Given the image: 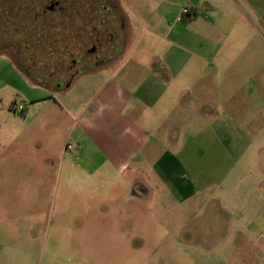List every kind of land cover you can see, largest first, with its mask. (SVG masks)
<instances>
[{"label":"crops","instance_id":"0c3cea01","mask_svg":"<svg viewBox=\"0 0 264 264\" xmlns=\"http://www.w3.org/2000/svg\"><path fill=\"white\" fill-rule=\"evenodd\" d=\"M116 1L118 18H112L109 27L129 35L125 56L110 57L103 66L80 72L56 94L31 81L13 60L14 72L0 79H25L31 87L16 102H26L25 117L12 123L0 120V251L4 250L2 239L9 238L6 231L12 235L9 249L13 253L22 250L17 238L36 239L37 224L45 216L44 190L53 182L52 176L58 184L63 174L67 195L56 210L47 259L52 264L59 256L58 264L88 260L99 264L102 240L111 248L118 235L115 229L101 230V224L111 220L101 213L106 182L120 183L121 192L126 190L125 197H131L134 184L127 175L134 168L143 170L154 159L149 164L152 175L164 177L169 188L184 172L177 154L182 149L177 146L181 132L194 144L190 156L196 157L208 148L210 132L220 136L218 129L239 128L245 108L254 107L256 97L264 96L257 85L248 90L231 87L245 80L264 82V73L247 72V64H264V0ZM208 3L221 6L217 27L209 17ZM183 8L189 13L178 20ZM216 34L220 42L213 39ZM119 46L118 42L112 48ZM214 46L222 47L223 81L217 106L223 114L219 119H212L211 113L215 91L208 64L214 58ZM5 57L10 58L0 54ZM69 141L77 144L72 154L64 151ZM140 189L147 192L144 186ZM17 192H28V196L19 199ZM22 222L27 223L26 236L15 232ZM254 238V262L228 264H264V230ZM109 251L116 256V247Z\"/></svg>","mask_w":264,"mask_h":264},{"label":"rangeland","instance_id":"374dc122","mask_svg":"<svg viewBox=\"0 0 264 264\" xmlns=\"http://www.w3.org/2000/svg\"><path fill=\"white\" fill-rule=\"evenodd\" d=\"M51 1L18 0L15 5L18 22L9 25V0H0V50L11 58H0V79L14 72L11 67L13 60L31 79H39L54 87L51 92L56 94L60 83L58 79L66 83L76 70L84 71L85 62L94 57L88 50L98 37L106 38V32L105 25L93 20V0H56L60 2L59 8L43 12ZM121 4L127 9L125 3L121 1ZM206 9L211 10L208 16L217 27L222 18L221 6L208 3ZM97 17L103 18L104 14ZM135 33L132 35L135 36ZM126 34L121 46L111 52L113 58L125 56L128 52L130 37ZM219 34L212 36L215 41L220 42ZM145 35L146 32L141 38L144 39ZM159 40L162 41V38L159 37ZM184 51L188 52L187 49ZM261 54L264 56V47ZM221 56L222 47L214 46V58L208 64L213 73L211 86L215 91L212 119H219L223 114V108L217 106L221 103L223 81ZM250 70L263 74V61L261 64L257 61L247 64V72L250 73ZM24 80L12 76L0 81V120L12 123L25 117L24 113L13 109L22 95L31 90ZM238 85L245 90L256 85L264 90V82L254 84L245 80L231 87ZM255 103L254 107L252 104L245 108L244 120L239 128L231 125L218 129L220 136L210 132L208 148L196 157L190 156L194 144L186 141V132H181L177 136V146L182 149L177 154L184 172L178 175L175 183L168 177L173 184L169 188L164 185V177L159 179L152 175L149 164L153 165L154 159L149 160L143 170L134 168L133 174L127 175L128 181L132 177L134 184L131 197H125L126 190L121 192L120 183L106 182L107 190L101 192V213L102 216H111V220L102 223L101 230H116L118 235L116 242L112 240L111 248L116 247L117 252L111 257L110 244L102 240L99 264L254 262V237L259 230H264V96L256 97ZM201 145L197 139L196 146ZM52 177L53 182L44 190L45 216L37 224L36 239L26 236L29 230L24 226L27 223L22 222L15 232H22L21 236L26 237L15 240L22 250L13 253L9 249L12 235L6 231L9 238L2 239L4 250L0 251V264H52L47 259L52 245L50 230L60 199L67 195L63 174L58 184ZM141 186L146 188V193H141ZM26 193L17 192L16 195L22 199L28 196ZM72 194L77 196V192L72 191ZM17 209L20 208L14 206V210ZM50 213L52 218L48 226ZM60 258H56L54 264H58ZM83 264L91 262L88 260Z\"/></svg>","mask_w":264,"mask_h":264},{"label":"flooded vegetation","instance_id":"af4514ba","mask_svg":"<svg viewBox=\"0 0 264 264\" xmlns=\"http://www.w3.org/2000/svg\"><path fill=\"white\" fill-rule=\"evenodd\" d=\"M94 5H93V20L95 23H102L105 25V32H106V38H100L98 37L96 39V42L92 45V47L88 50L94 57L87 60L85 62V70H93L96 69L100 66H103V64L107 61H109L110 57H112L111 52L115 49L112 47H115L116 43H122V40H124V35L125 32L123 30L119 29H114L109 27L112 18H118L116 13L117 9L119 8V4L117 3L116 0H93ZM96 6V7H95ZM55 7H60V2L53 0L50 2L49 5H46L45 12L46 10H53ZM100 14H104L103 18H98L97 16ZM122 17V16H121ZM119 16V18L121 19ZM95 32L98 31L96 30V27H94ZM123 31V32H122ZM98 33V32H97ZM122 36V37H121ZM112 43V45H110ZM107 47V48H106ZM19 59H21V56H18ZM80 72H83L82 70H76V72L72 73V76L70 77L72 80L77 74Z\"/></svg>","mask_w":264,"mask_h":264},{"label":"trees","instance_id":"16d2710c","mask_svg":"<svg viewBox=\"0 0 264 264\" xmlns=\"http://www.w3.org/2000/svg\"><path fill=\"white\" fill-rule=\"evenodd\" d=\"M18 0H16V2L15 3H13V1L12 0H9V3H7V7H10L8 10H9V12H11V16H10V19H9V21H8V24L9 25H14V21H15V23H17L18 21L15 19L16 17V13H15V5H17L19 2H17ZM1 11H0V18H1ZM187 15V14H186ZM0 22H1V20H0ZM1 24H0V39H1ZM5 50V49H4ZM7 50V49H6ZM4 51H1L0 50V54H2ZM18 65V64H17ZM19 66V65H18ZM29 77V76H28ZM30 79H31V77H29ZM33 82H35V83H38V84H40V85H43V86H45V87H48V88H50V89H54V87H52V86H48V85H46L44 82H41L39 79H35V78H33V79H31ZM60 82L59 83V88L58 89H60V88H64V87H66V85H67V83H69L71 80H68L66 83H63L62 81H61V79H58L57 80V82Z\"/></svg>","mask_w":264,"mask_h":264},{"label":"built area","instance_id":"2783aa9c","mask_svg":"<svg viewBox=\"0 0 264 264\" xmlns=\"http://www.w3.org/2000/svg\"><path fill=\"white\" fill-rule=\"evenodd\" d=\"M189 13L188 8H183L181 16L178 18L179 20H182L183 17ZM26 102H19L15 103L13 106V109L17 112L23 113L26 109ZM77 147V144L75 142L69 141L64 146V151L68 154H72V151Z\"/></svg>","mask_w":264,"mask_h":264},{"label":"water","instance_id":"95a60500","mask_svg":"<svg viewBox=\"0 0 264 264\" xmlns=\"http://www.w3.org/2000/svg\"><path fill=\"white\" fill-rule=\"evenodd\" d=\"M69 83H70V82H69ZM69 83H67V85H66V86H68V85H69ZM141 193H143V194H144V193H146V192H144V190H142V191H141Z\"/></svg>","mask_w":264,"mask_h":264}]
</instances>
